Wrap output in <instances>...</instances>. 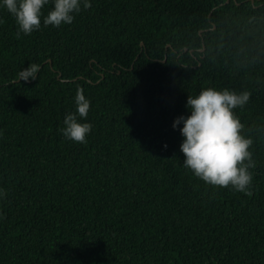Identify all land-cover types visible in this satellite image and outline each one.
<instances>
[{
  "label": "trees",
  "instance_id": "16d2710c",
  "mask_svg": "<svg viewBox=\"0 0 264 264\" xmlns=\"http://www.w3.org/2000/svg\"><path fill=\"white\" fill-rule=\"evenodd\" d=\"M90 3L17 39L0 0V264H264V0ZM208 87L251 94V197L183 166L173 123ZM78 90L86 144L60 131Z\"/></svg>",
  "mask_w": 264,
  "mask_h": 264
},
{
  "label": "clouds",
  "instance_id": "9594fccd",
  "mask_svg": "<svg viewBox=\"0 0 264 264\" xmlns=\"http://www.w3.org/2000/svg\"><path fill=\"white\" fill-rule=\"evenodd\" d=\"M52 3L54 7L44 15L43 9ZM3 7L15 19L18 26L17 39L21 33L29 35L43 26L59 28L69 25L75 19L74 14L92 7L90 0H3ZM39 64L31 63L18 75L19 80L28 82L37 79L40 72ZM247 91L237 93L233 90H217L212 87L203 88L198 95L189 94L186 107L189 116H179L173 123V128L179 129L183 136L180 146L184 154L183 166L189 169L195 177L211 186L228 188L251 197L253 172L256 167L253 152L250 150L253 141L242 135L245 125L235 114L250 100ZM76 113L66 115L65 127L60 131L69 140L86 144L87 136L92 130L86 120L90 111L91 101L82 90L76 97ZM183 124V127L179 126Z\"/></svg>",
  "mask_w": 264,
  "mask_h": 264
},
{
  "label": "water",
  "instance_id": "95a60500",
  "mask_svg": "<svg viewBox=\"0 0 264 264\" xmlns=\"http://www.w3.org/2000/svg\"><path fill=\"white\" fill-rule=\"evenodd\" d=\"M229 1H230V0H229ZM186 50H188V48H187Z\"/></svg>",
  "mask_w": 264,
  "mask_h": 264
}]
</instances>
